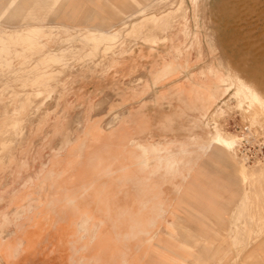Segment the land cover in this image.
Segmentation results:
<instances>
[{
    "label": "rangeland",
    "instance_id": "rangeland-1",
    "mask_svg": "<svg viewBox=\"0 0 264 264\" xmlns=\"http://www.w3.org/2000/svg\"><path fill=\"white\" fill-rule=\"evenodd\" d=\"M153 16L133 31V21ZM50 18L82 28L15 37ZM112 22L117 38L105 35ZM0 36V157L9 150L11 185L52 167L59 182L90 189L92 205L79 224L28 216L26 264H264V159L246 163L211 143L214 125L238 137L247 124L264 139V0H0ZM168 64L186 69L162 77ZM239 82L261 104L238 93ZM35 92L50 97L42 104ZM182 92L215 99L199 116ZM137 104L146 113L131 111ZM146 119L153 137L130 139L126 126ZM116 124L125 127L120 149L113 136L99 142ZM6 129H15L12 144Z\"/></svg>",
    "mask_w": 264,
    "mask_h": 264
},
{
    "label": "crops",
    "instance_id": "crops-1",
    "mask_svg": "<svg viewBox=\"0 0 264 264\" xmlns=\"http://www.w3.org/2000/svg\"><path fill=\"white\" fill-rule=\"evenodd\" d=\"M48 13L44 14L47 17ZM26 16H29L27 14ZM32 16H39L37 13H32ZM55 20L49 19L47 22H42L40 24L43 25H52L57 26L54 23ZM59 24L69 28H82L81 25H77L74 21L72 22H64L62 20H58ZM126 20H121V23H125ZM133 26L138 25L139 21H133ZM47 23V24H46ZM38 25V24H35ZM115 27V22L109 24V27L105 30L106 34H117L118 31ZM133 29V31H134ZM94 31H103L101 29L95 28ZM104 32V31H103ZM94 33V32H93ZM101 36L98 35V37ZM182 69H186L185 66L180 67H171L168 64L167 69H164L162 73V77L170 78L173 77L177 71ZM173 72V73H171ZM170 73V74H169ZM172 74H174L172 76ZM185 94V92H184ZM194 105V107L189 108L190 110L196 109L199 112V108L197 107V100L194 101L190 99V102ZM140 104H137L136 108L131 107V111H142L146 113L145 108L138 109ZM185 108V107H184ZM188 112V110H186ZM190 112V111H189ZM198 112H195L198 114ZM198 117V115H197ZM146 118L147 114H146ZM144 120L139 122L137 120H132L126 127L130 129V139H136V142L148 141L150 137H153L150 133L147 132L148 129V121ZM142 124V125H140ZM145 128L146 131H139V128ZM164 127V124L162 125ZM122 125H114V130L106 132L105 135L100 137V141L103 144H106L107 135H109L110 139L113 136V139L119 141V149L121 144L123 143L122 136L120 135V128H123ZM113 128V127H111ZM110 128V129H111ZM119 128V129H118ZM125 128V127H124ZM33 141H36V137H32ZM86 138V137H85ZM3 139L10 143V135L9 129L6 136H3ZM89 139V138H88ZM146 139V140H144ZM32 141V142H33ZM28 142V141H27ZM58 140L56 139L55 144H57ZM89 143L91 141H84V143ZM9 149V148H7ZM33 148H30L32 150ZM32 153L29 152L30 156ZM121 156V153H118ZM28 156V157H29ZM121 157L114 158L120 159ZM138 156L136 157V159ZM0 264H26V256H27V217L30 215H36L37 217L45 218L42 220L46 223L52 224H60V223H81L80 221L85 219L88 220L90 216V209L92 207L91 201L89 197H85V192H89L90 189H87L83 184V187L79 188L80 185H75L73 182L69 183V179H66L67 183H61L58 180V169H54L50 167L49 169H45L41 173H39V177L36 180H32L31 184L21 185V186H12L11 185V169H10V154L8 151H3L2 156L0 157ZM158 168V167H157ZM111 174V173H110ZM69 175V174H67ZM114 174H112L113 176ZM116 175V174H115ZM135 175V174H134ZM111 176V175H110ZM34 181H37L36 183ZM106 181V180H105ZM100 182V183H104ZM100 183H91V184H100ZM165 185V184H164ZM163 185V189H164ZM78 186V187H77ZM105 186V185H104ZM101 185V187H104ZM77 192H83L82 199L78 196L76 198ZM169 204H170V200ZM95 205H93L94 207ZM101 206L100 204L98 205ZM30 207V210L27 211L26 208ZM108 214L112 212V210L107 209ZM113 220V224L120 223V216L111 215ZM78 220H77V219ZM81 218V219H80ZM41 221V220H40ZM101 220L99 219V223ZM137 223L140 221H136ZM143 222V221H141ZM42 223V222H41ZM98 225H94L92 232L90 233V238H94L97 236Z\"/></svg>",
    "mask_w": 264,
    "mask_h": 264
},
{
    "label": "bare ground",
    "instance_id": "bare-ground-1",
    "mask_svg": "<svg viewBox=\"0 0 264 264\" xmlns=\"http://www.w3.org/2000/svg\"><path fill=\"white\" fill-rule=\"evenodd\" d=\"M171 13V12H170ZM160 18V16H153V17H148L146 18L145 20H140V22L138 23L137 26H135V29L134 31H139V29H142L143 26L150 20L152 22H156L158 21ZM149 24V23H148ZM152 25V23H151ZM44 26L43 24H38V25H31L30 27L26 26V28H24L23 30L21 29L22 27L18 28L17 31L15 32V37H18V38H22L23 41L29 43L31 42L32 40H35V39H39L41 37H45L47 40L51 38V35L52 33L57 29L58 31H67L66 29H68V27H65V26H62V25H55V26H52V25H49V26H46L47 28L44 29ZM149 26V25H148ZM146 27V26H145ZM143 31V30H142ZM141 31V33H142ZM94 33L97 35L96 37H98V35H100L101 33H104L103 31H94ZM105 34V33H104ZM102 35V34H101ZM107 35H111V34H107ZM14 36V35H13ZM50 37V38H49ZM0 55L3 54V52H5V48H3L2 46V43H3V36H0ZM69 55V52H64L62 53L61 55H59V59H64V58H67V56ZM185 64V63H184ZM67 67V66H66ZM29 71V70H28ZM173 73V72H171ZM170 74V73H169ZM36 77V76H35ZM2 85V84H1ZM184 89V88H183ZM250 89V86L249 88H247V86L245 84H243V82H239L238 83V86H237V91L238 93H240L241 95H244V96H247L248 97V101L253 103V102H259L258 104H261L260 103V98L261 97L259 94H256L255 92H252ZM252 89V88H251ZM251 91V92H250ZM250 92V93H249ZM36 93V92H35ZM198 93V92H197ZM34 94V93H33ZM45 94L44 96V99L42 101V104L44 103L46 97H50V92H45V93H42V92H37L36 93V96L38 95H43ZM198 95V94H197ZM259 95V96H258ZM198 97V96H197ZM215 96L213 94H209V96L206 98V100L204 99H200V98H197V107L199 108V116H204L205 115V112L208 110L209 108V105L211 104V102L215 99L214 98ZM36 98V97H35ZM190 98L191 96L187 95V94H181V97L180 99H185V103L187 104L188 102H190ZM22 100V99H21ZM29 102L32 101L31 99H27ZM262 97H261V101H262ZM20 101V100H19ZM18 102V101H17ZM39 102V101H38ZM37 102V103H38ZM4 103V101H3ZM36 103V102H35ZM93 104V103H92ZM255 104V103H254ZM40 105V104H39ZM250 105V103H249ZM255 106V105H254ZM264 106V105H263ZM194 107V105L192 106ZM257 107V105H256ZM261 107V106H260ZM259 107V108H260ZM17 109V108H16ZM16 109H12L11 111V119H17V115L19 114V112L16 110ZM90 106H88L86 108V112L85 114L83 115L82 117V120H81V123L83 124V122L85 121L84 119H86V116L88 114V111L90 110ZM76 114V113H75ZM207 114V113H206ZM116 115V114H115ZM8 116V115H7ZM79 117V116H78ZM29 118V117H28ZM196 118V117H195ZM78 119V118H77ZM27 120V119H26ZM197 120V119H196ZM17 121V120H16ZM15 121V122H16ZM73 121V120H72ZM118 121V120H117ZM14 122V123H15ZM75 121H73L74 123ZM13 123V122H12ZM11 123V124H12ZM17 123V122H16ZM71 123V124H73ZM84 125V124H83ZM81 125V128L82 126ZM18 127V126H17ZM15 128V127H14ZM16 129V128H15ZM15 129H12L11 131L9 130V135H13L15 134ZM19 129V128H18ZM19 131V130H18ZM81 131V130H80ZM7 129H6V134H7ZM17 132V131H16ZM24 132V131H23ZM89 132H92V129L89 130ZM21 133V132H20ZM23 134V133H22ZM236 138L233 134H230V133H227L225 131H223L220 127H218L217 125H214V131H213V134H212V142L211 143H216V145L218 144L221 149L223 150L224 154L228 157H231L233 156V153L235 151V143H236ZM72 139V138H70ZM7 142V141H5ZM10 142V141H9ZM4 144V143H3ZM12 144V143H10ZM130 146V145H129ZM137 147L143 149V152L146 150V144H142V143H137L136 144ZM215 146V145H214ZM141 151V150H140ZM242 160V159H241ZM243 161V160H242ZM259 161V160H258ZM245 162V161H244ZM257 162V161H255ZM44 165V164H43ZM241 173H242V178L244 181H248L250 176L248 174L247 171H245V167L241 164ZM255 172L257 170H254ZM134 178V176H133ZM246 193V192H245ZM246 195V194H245ZM243 194V196H245ZM176 212V211H175ZM174 213V212H173ZM169 225V224H168ZM170 226V225H169ZM168 229V228H167ZM166 236V235H165ZM173 247H170L168 248V252L170 254H173L175 255L176 251H175V248H174V245H172ZM163 247V246H162ZM119 258V257H118ZM140 260V258H137ZM136 259V260H137ZM120 260V259H119ZM138 260V261H139ZM135 261V260H134ZM128 262V261H127ZM136 262V261H135ZM130 263V262H129ZM132 264V263H131Z\"/></svg>",
    "mask_w": 264,
    "mask_h": 264
},
{
    "label": "built area",
    "instance_id": "built-area-1",
    "mask_svg": "<svg viewBox=\"0 0 264 264\" xmlns=\"http://www.w3.org/2000/svg\"><path fill=\"white\" fill-rule=\"evenodd\" d=\"M236 154L246 163L264 159V139L257 136L247 124L239 125L236 132Z\"/></svg>",
    "mask_w": 264,
    "mask_h": 264
}]
</instances>
